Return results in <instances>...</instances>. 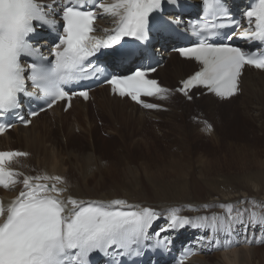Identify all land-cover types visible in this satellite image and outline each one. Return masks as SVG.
Masks as SVG:
<instances>
[{
	"label": "snow or ice",
	"instance_id": "1",
	"mask_svg": "<svg viewBox=\"0 0 264 264\" xmlns=\"http://www.w3.org/2000/svg\"><path fill=\"white\" fill-rule=\"evenodd\" d=\"M169 2L176 4L177 0ZM61 3L64 5L60 12L64 34L55 46L53 59L42 57L40 61L31 59L30 63H23L25 58H33L40 52L31 42L37 24L54 23L49 19L50 12H55ZM164 3L165 0H114L105 4L97 0L93 9L83 10L84 5L74 6V0H53L51 4L40 0H0V117L17 112L24 97L36 96L35 92L29 91V85L39 90L37 98H42L48 108L57 101L70 100L73 95L88 99V90L70 92L68 86L91 78L98 71L91 58L102 49L112 48L108 55L117 60L136 56L135 47H126L121 41L126 37L146 41L152 14L160 11ZM203 3L213 19L205 17L203 23L193 25L194 31L215 37L217 29L228 24L239 26L226 7V0H203ZM95 8L118 18L117 27L111 34L92 35L97 18ZM243 15L249 27L240 32L239 37L264 43V0H258ZM177 51L201 65L177 90L189 100L192 99L190 90L199 87L220 97H231L238 91L239 77L245 65L264 70V53L259 50L247 51L229 43L209 42L207 38ZM150 71L155 69H137L130 75L112 76L106 82L114 94L129 97L145 108L156 109L159 105L144 103L141 96L167 94L170 90L160 86L158 81L146 78ZM43 110L40 108L27 115L34 117ZM18 119L25 125L31 123L25 115H19ZM9 127L10 124H0V134ZM27 155L20 151H0V185H22L6 212L0 202V217H3L0 219V264H90L93 253L108 256L110 251L117 256L140 255L138 249L149 239V230L154 223L162 218L160 212L120 199L110 202L64 199L61 194L66 189L58 186L65 183L61 176H30L5 166L14 157ZM253 222L264 223V217L259 221L254 218ZM192 224L190 218L170 209L166 225L154 235ZM231 246L235 243L226 239L217 250Z\"/></svg>",
	"mask_w": 264,
	"mask_h": 264
},
{
	"label": "bare ground",
	"instance_id": "2",
	"mask_svg": "<svg viewBox=\"0 0 264 264\" xmlns=\"http://www.w3.org/2000/svg\"><path fill=\"white\" fill-rule=\"evenodd\" d=\"M107 1L106 4L114 2L113 0ZM116 19L118 18L111 16L108 20L110 22L107 25L108 28L114 27L113 23L116 22ZM102 27L104 25H99V29ZM194 70L192 63L181 61L173 55L166 66L157 71L156 78L162 77L163 85L172 88L176 87ZM173 83L175 85H172ZM168 99L170 102L166 106L148 112L140 110L126 100L110 97L107 88L100 89L93 93V98L89 102L83 103L76 100L73 103L69 114L74 113L76 117L70 125L69 135L66 134L62 141H58L55 132L51 131V129H57V123L58 128L66 127L63 123L66 115L62 112V108L57 106L49 112L39 115L30 128H16L9 131L3 138H0V148L20 149L28 153L26 159L14 161L13 169L17 172L30 176L45 174L61 176L65 183L58 186L66 189L61 194L64 199L73 197L78 200L102 202L120 199L127 201L130 205L152 207L161 214L168 213L170 209L185 210L182 213L193 221V229L204 232L205 236L211 235L207 239L209 253L197 256L190 264H264V247L257 248L258 244L254 241L256 238L264 240V232L261 233L264 231V223L253 222L254 218L259 221L264 217V163H253L255 159L252 162H244L248 158L247 155L250 156L247 154L250 150L244 148V153L239 150L240 156H242V158L239 157L242 161L237 160L240 164L236 168L238 171L236 174L239 176L229 179L219 175L213 177L211 167L206 165L196 174L193 162L188 161L181 165H179L180 162H174L177 157L181 158L180 161L184 160L185 155L183 154H191L192 136L195 131L200 139L198 134L200 126L195 130V126L189 122V117L192 115L193 118H196L200 112L210 114L207 112V110H211L210 104H216V107L222 109H227L238 101L242 102V106L248 104L247 106H251V111L254 114L250 113L252 115L250 116L246 110L242 113V117L239 116L241 119L237 117V122L241 120L249 122L253 133L263 132L264 134V73L247 71L243 76L242 96L229 104L217 103L210 97L193 103H185L183 98L176 94L170 95ZM154 103L160 105L158 101ZM193 105H197V107L190 109L189 107ZM170 107L172 112L164 114ZM90 112L94 122H91ZM161 119H163L164 126L155 124L154 120L161 121ZM97 120H102V128L95 125ZM113 124L115 128H111ZM146 125L157 130L156 135L151 134L156 136L159 142L163 138L169 137L171 138L168 139L169 142H176L175 147H178L180 153L171 156L173 159V165L169 169L171 171L167 170L166 166L165 170L154 171L152 163L158 165L157 163L162 160L158 156L150 154L142 156V159L135 156L134 158L140 163L136 168L128 167L133 162L126 161L121 155L117 163L118 171L114 172L111 169L114 164L111 163V167H108V163L103 162V159L92 153V150H97L103 145L108 149L117 147L118 143H124L127 137L134 138L146 132ZM217 125L213 120L211 130H200L199 132L209 134L212 136V141H217L219 133L223 129L222 125ZM165 126H167L166 132L164 131ZM106 127L109 128V132H106ZM97 129L98 131L101 129L102 137L106 138L107 134L110 137L106 140H96L94 137ZM77 135L80 137L77 138ZM85 135H89V137L84 145L80 141ZM78 139L80 140L78 141ZM14 143H17V146ZM256 143L258 142L256 141ZM63 146L68 150L67 156L63 153ZM124 148V146L120 147V149ZM231 149L233 150V148ZM247 150L249 151L247 152ZM129 158L127 157L128 160H130ZM227 162L229 163V161ZM120 177L121 179H119ZM170 177L176 178V183L166 180ZM145 178L147 182L143 183ZM19 179L22 180L23 177H19ZM101 184H110L112 187L109 189H114L104 192ZM219 184H222L226 189L219 188ZM17 187L14 190L13 186L2 190L4 200H14L18 196L19 188ZM229 206H231V213H229ZM260 213H262L261 216L258 215ZM204 217L208 219H202ZM250 228L251 234L247 239H244L243 246L223 251V253L213 252V248L218 244L209 246L210 240L220 242L230 233H235L234 236L243 233L245 236ZM253 229H258V233H254V238ZM211 251L212 253H210Z\"/></svg>",
	"mask_w": 264,
	"mask_h": 264
},
{
	"label": "rangeland",
	"instance_id": "3",
	"mask_svg": "<svg viewBox=\"0 0 264 264\" xmlns=\"http://www.w3.org/2000/svg\"><path fill=\"white\" fill-rule=\"evenodd\" d=\"M165 82H166V79H165ZM172 85H175V84L173 83ZM164 104H167V103H164ZM247 105L248 104L242 106V102L238 101V102H235L234 104H232L231 106H229L227 109H225V108L222 109L220 107H216L215 104H210L211 110L210 111L207 110V112H209L211 115L205 113L206 115H204V117L207 118L212 123L214 120L215 124H218L219 126L222 125V127H223V129H221V132L219 133L220 135L217 138V141H212V136H210L209 134L200 133L199 132L200 130L198 128L199 124H197V122H195L193 120L192 115H191V117H189V122H191L195 126V128H194L195 130L198 128V130H199L198 134H199L200 139L198 138L196 131H195L193 136H192L193 142H192L191 154H189V155L183 154V155H185L183 157L184 160L180 161L181 158L177 157L174 160V162L175 163L180 162L179 165H181V163L186 164V163H188V161L193 162L192 163L193 169L194 168L196 169V170L194 169L196 174H198L203 167L209 166V168L211 167V169H212L211 174L213 177H217V175H219V176H224L225 178H229V179L236 177V176H239L236 174L238 172V171H236V168H238V164H240L238 161H240L241 160L240 158H242V156H240V153L243 151L245 152V149L250 150V151L247 150V152L249 151L247 154H249L250 156L247 155L248 158H246L244 162H246V161L252 162V160L255 159L253 161V163L254 162H258L259 164L264 163V134H263V132H257V133L254 132L253 133L252 129H250L251 125L249 124V122L247 123V122H244L242 120L237 122V120H236L237 117L238 118L242 117V113H244L246 110L248 112V115L250 113L252 115L254 114V112L251 111V108H250L251 106H247ZM201 106H202V104H201ZM196 107H197V105H195V106L193 105L192 107H189V108L195 109ZM242 108H243V110H242ZM244 108H246V109H244ZM171 112H172V108L170 107L168 112H164V114H170ZM237 112H239V113H237ZM251 114H250V116H252ZM64 115H66V118H64L63 123L66 127L60 126L58 128V123H57V129L56 130L51 129V131L55 132L54 133L55 136L57 135L58 141H60V140L62 141V138L65 137L66 134L69 135L70 125L72 122H74L75 117H76V114H74V113L73 114H64ZM90 116L92 118L91 122H94V118H93L91 112H90ZM162 121H163V119H161V121L154 120L155 124H158L160 126H164L163 125L164 123ZM257 124L259 126V123H257ZM95 125L98 128H102V120H97L95 122ZM95 125H94V127H95ZM111 128H115L114 124L112 125ZM145 131L146 132H143L134 138L127 137L125 142L124 143H118L117 147H113V148L108 149L107 147L104 148V145H103L102 147H98L97 150H92V153L95 154L96 156L98 155L97 157H100L101 159H103L104 160L103 162L108 163V167H111V163H112V165L114 164L111 167L112 171H114V172L118 171L117 167H119V166L117 165V163L119 162L121 155H122V157H124L123 159H125L126 161H132L133 162L132 164H129L128 167H132V168L135 167L136 168L138 166V164H140V163H139V161L137 162V160L134 158L135 156L142 159V156L145 157V156H148L150 154H154L162 160V162L157 163L158 165H156L155 163H152L154 171L159 172L160 170H165L166 167H168L166 169L169 170L173 165V163H172L173 159H171V156L174 154L176 155V154L180 153V151H178V147H175L176 142L175 141L169 142L168 139L170 140L171 139L170 137L167 139L163 138V140H160V142H159L156 139V136H154V135H156L157 130H154L152 127H150L148 125H146ZM164 131L165 132L167 131V126L164 127ZM100 132H101V129H100V131H98V129L96 130L95 137H94V138H96V140L97 139L106 140L110 137V135L107 134L106 138H104V137H102L103 135L101 136ZM106 132H109L108 127H106ZM149 133H150V135H149ZM151 133L154 135H152ZM80 135H83V134H80ZM80 135H77V138H79ZM88 137H89V135H85V137L82 138L80 142L85 145V141H87ZM209 139H211V140H209ZM79 140L80 139H78V141ZM256 141L258 143H256ZM14 144L17 146V143H14ZM83 144H81V145H83ZM122 146L125 147L124 148L125 150L120 149V147H122ZM227 147L230 151L227 149ZM230 147L233 148V150ZM249 147H251V148H249ZM69 148L71 149V147H69ZM239 148H241V149H239ZM239 150H241V152ZM67 151L68 150H66V148L64 147L63 153L66 154V156H67ZM69 152H70V150H69ZM227 152H229V153H227ZM251 155L253 158L251 157ZM131 156H133V157H131ZM127 157H130L129 158L130 160H128ZM188 157H190V158L186 159ZM131 158H133V159H131ZM227 161H229V163ZM199 162H200V164H199ZM234 163H235V165H234ZM220 166H222V167H220ZM95 167H97V166H95ZM214 169H216V171H214ZM219 170H220V172H219ZM169 171H171V170H169ZM218 173H220V174H218ZM233 173H234V175H233ZM238 174H240V173H238ZM114 177H115V175H114ZM119 179H121V177ZM122 179H123V177H122ZM166 180H168L169 182L174 181L175 183L177 181L176 178H174V177L167 178ZM145 182H147L146 178H145V180H143V183H145ZM101 185H102V191H104V192H107L109 190L114 189V188L109 189L112 187V185H110V184H107V185L101 184ZM219 185H220L219 188H221V189L225 188L222 186V184H219ZM91 187H93V186H91ZM136 187H138V186L136 185ZM258 215L261 216L262 213H260ZM256 247L257 248L264 247V244L260 245V247L259 246H256Z\"/></svg>",
	"mask_w": 264,
	"mask_h": 264
}]
</instances>
